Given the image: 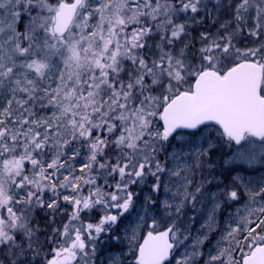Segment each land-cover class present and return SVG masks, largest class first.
Masks as SVG:
<instances>
[{"label": "snow or ice", "instance_id": "6c2138e0", "mask_svg": "<svg viewBox=\"0 0 264 264\" xmlns=\"http://www.w3.org/2000/svg\"><path fill=\"white\" fill-rule=\"evenodd\" d=\"M0 264H264V0H0Z\"/></svg>", "mask_w": 264, "mask_h": 264}]
</instances>
